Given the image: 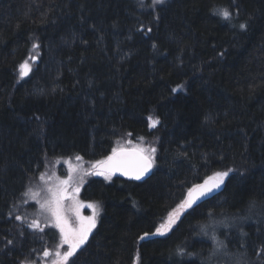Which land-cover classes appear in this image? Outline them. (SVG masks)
<instances>
[{"label": "trees", "instance_id": "trees-1", "mask_svg": "<svg viewBox=\"0 0 264 264\" xmlns=\"http://www.w3.org/2000/svg\"><path fill=\"white\" fill-rule=\"evenodd\" d=\"M120 147L155 148L152 174L86 173L100 214L68 264H264V0H0V264H40L60 241L28 226L44 179ZM213 233L226 248L209 259Z\"/></svg>", "mask_w": 264, "mask_h": 264}, {"label": "snow or ice", "instance_id": "snow-or-ice-1", "mask_svg": "<svg viewBox=\"0 0 264 264\" xmlns=\"http://www.w3.org/2000/svg\"><path fill=\"white\" fill-rule=\"evenodd\" d=\"M164 0H153L154 4H162ZM221 17L224 20H229L231 18V14L228 10H221L220 13ZM241 29H245V24H240ZM37 47V45L34 43L33 48ZM35 59V57H33ZM31 70L30 64L25 61L23 64L20 65V76H26L28 72ZM173 92H176L177 89H172ZM159 121L157 119H153L152 117H149V127H155V125ZM115 152V149L113 150ZM156 153L155 148H149V149H140V160L141 164L140 166L135 170V172H128L124 171L125 175H131L134 179L140 180L141 177L145 175L152 167H153V157ZM77 160L81 159L79 156L76 157ZM109 160H112V157L108 158ZM104 162H98L97 165H94V167L99 166L100 164H103ZM113 170H122L119 166L114 167ZM233 171L232 169H228L227 171H221L216 172L212 177H209L206 179L202 184L194 185L192 188L188 189V195L184 201L180 205H178L177 210L174 213L169 214V219L167 224H162L159 228L156 229V233L163 235L165 232H167L172 224L175 223V219L180 215V213L190 207L199 200L201 197L206 196L207 194L213 192L214 189H219L220 186L224 183L225 177L228 176L229 172ZM100 175H104L103 172L99 173ZM43 178V177H42ZM51 179V177L49 178ZM71 176H69L66 180H59V184L56 188L49 187L48 191L52 194L51 200H45L40 203L41 209L50 211L54 220H55V227H57L60 231V241L61 244L67 245L68 250L66 252H63L61 254L60 251H57L55 253V259L52 261V264H68L69 259L73 257L77 250L81 248L82 245L85 244V242L88 239V234L92 231V229L96 226L95 221V213L92 217L88 218L87 224L81 223V226L79 229H68L67 228V221L64 219V217L61 215L59 203L60 200L64 199L65 195L67 194V188L63 187L70 183ZM78 191V189H76ZM38 193H32L31 199H37ZM39 202V201H38ZM90 207H92L90 205ZM17 220L21 219V217L17 216ZM29 227L33 229H38L40 227L39 222L36 220H33ZM207 231L205 230V235H207ZM148 233H145V236H147ZM212 242H213V249L211 250L209 259L212 258V256L218 252L219 250H223L226 248V245L223 241H220L217 239V237L214 235L211 236ZM9 244L13 243V241H8ZM178 254H183L184 250L182 248L177 249ZM49 252L45 250L44 256H49ZM22 264H25V262H22Z\"/></svg>", "mask_w": 264, "mask_h": 264}, {"label": "rangeland", "instance_id": "rangeland-1", "mask_svg": "<svg viewBox=\"0 0 264 264\" xmlns=\"http://www.w3.org/2000/svg\"><path fill=\"white\" fill-rule=\"evenodd\" d=\"M175 89H177V90L183 89V86L179 85ZM149 117L156 119L154 116L149 115L148 120H149ZM94 165H96V163L91 164L89 169L93 170ZM89 171L90 170H88V168H85V166L79 162L78 163H68L67 166H65L62 169H59L57 173L51 175L50 176L51 179H49L50 177L47 179H44L45 188L44 189L38 188V191L36 192V193H38V197L41 198L40 202L38 204L39 205V216L41 218L38 217L35 220L38 221L40 224L42 222V219H43L45 223L47 221L48 223L52 224L55 227V220H54L51 212L44 210V209H41L40 203L45 201V200H51L52 199V194L48 191L49 187L56 188L57 185L59 184V180H66L69 178V176H71L70 183L66 186H63V187L67 188V194L65 195L64 199L60 200V203H59L61 215L67 221V228L68 229H79L81 226V223L87 224L88 218L92 217L94 215V213H95V221L97 224L98 217L100 214V207L97 204H95L94 202L83 201L79 196L80 188L82 186L83 179H84L86 173ZM90 174L91 175H97V176L100 175L99 172H94V171L92 173L90 172ZM104 175H108V174L104 173ZM76 189H78V191H76ZM90 205L92 207H90ZM177 208H178V206H176L173 210H171L167 214L164 221L159 225V227L162 224H167L168 219H169V214L174 213L177 210ZM183 212L184 211H182L180 213V215H182ZM55 228L59 232V235H60L59 229L57 227H55ZM93 229H92V231H93ZM91 232L88 234V237L91 234ZM167 232H165V233H167ZM52 248H53L52 251H48L50 255L49 256H43L40 264H52V261L56 258L55 253L57 251H60L61 254H63V252H66L68 250V246L61 244V241H58L57 244Z\"/></svg>", "mask_w": 264, "mask_h": 264}, {"label": "water", "instance_id": "water-1", "mask_svg": "<svg viewBox=\"0 0 264 264\" xmlns=\"http://www.w3.org/2000/svg\"><path fill=\"white\" fill-rule=\"evenodd\" d=\"M109 157H112V160H109L108 159ZM100 162H104V163L100 164L97 167H94L93 170H90L89 172H93V171L99 172V173L103 172L105 174H109L112 176H118V177H122V178L129 179V180H136L131 175H125L124 171H128V172L132 173V172H135V170L140 166V164H141L140 149L137 147H120V148L115 149V152L112 151L107 158H105L104 160H102ZM97 163H96V165H97ZM116 166H119L122 170H119V171L113 170L114 167H116ZM152 170H153V167L147 173H145V175L143 177H141L140 180H137V181L147 179L152 174ZM203 182H201L199 184H202ZM222 185L220 186L219 189H214L213 192L207 194L204 197H201L193 205H196L205 199H208V198L215 196L219 192V190L221 189ZM187 195H188V192L185 196V199H186Z\"/></svg>", "mask_w": 264, "mask_h": 264}, {"label": "bare ground", "instance_id": "bare-ground-1", "mask_svg": "<svg viewBox=\"0 0 264 264\" xmlns=\"http://www.w3.org/2000/svg\"><path fill=\"white\" fill-rule=\"evenodd\" d=\"M209 178V177H208Z\"/></svg>", "mask_w": 264, "mask_h": 264}]
</instances>
